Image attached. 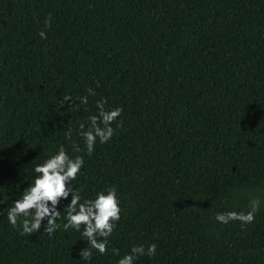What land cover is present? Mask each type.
<instances>
[{
	"label": "trees",
	"instance_id": "obj_1",
	"mask_svg": "<svg viewBox=\"0 0 264 264\" xmlns=\"http://www.w3.org/2000/svg\"><path fill=\"white\" fill-rule=\"evenodd\" d=\"M101 99L123 111L89 155L79 126ZM61 145L83 156L66 185L81 202L112 187L120 201L87 261L83 226L63 229L71 193L50 236L7 219ZM253 198L251 224L216 221ZM153 243L134 264H264V0H0V264H118Z\"/></svg>",
	"mask_w": 264,
	"mask_h": 264
},
{
	"label": "clouds",
	"instance_id": "obj_2",
	"mask_svg": "<svg viewBox=\"0 0 264 264\" xmlns=\"http://www.w3.org/2000/svg\"><path fill=\"white\" fill-rule=\"evenodd\" d=\"M45 27H51V16L46 18ZM41 39H47L46 33H39ZM88 95L78 98L79 104L87 105L88 97L95 95L93 89L89 88ZM71 96L62 99L70 101ZM106 99L96 102L98 115L90 116V128L84 130V124H80V135L84 138L88 154L94 151L97 139L101 144L107 143L114 135V129L111 124L116 121L122 114V108L105 109ZM118 127L120 125H117ZM71 130L65 133L66 139H71ZM74 151L79 152L78 146H73ZM83 156L70 158L63 145L60 146L57 153L38 164L34 168L37 174L34 176L33 183L28 186L7 209V219L13 228L18 227L20 217H25L19 227L22 228V235H31L43 226V231L48 236L52 235L59 225L57 220L61 218V211L57 210L58 202L61 198H67L71 193V201L66 208V220L63 229L72 228L81 231L82 236L86 238L89 247L84 248L80 257L84 260H91L93 250L103 255L108 251V237L116 227V223L121 219L120 201L117 198L116 188H108L96 194L95 199L84 200L80 193L73 187H67L69 182L77 178V174L83 167ZM50 205V206H49ZM260 206V199L253 198L249 201V210L245 212L230 211L226 213H217L216 221L222 224H228L232 221H238L241 225L251 224L255 219V214ZM46 221V223H43ZM157 245L150 244L147 249L144 245L132 247L129 254L124 255L118 260V264H134L138 256H154ZM113 254L119 255L118 249H113Z\"/></svg>",
	"mask_w": 264,
	"mask_h": 264
}]
</instances>
